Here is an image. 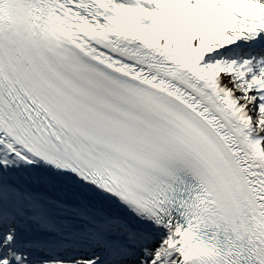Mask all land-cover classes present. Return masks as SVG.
Masks as SVG:
<instances>
[{
    "label": "snow or ice",
    "instance_id": "obj_1",
    "mask_svg": "<svg viewBox=\"0 0 264 264\" xmlns=\"http://www.w3.org/2000/svg\"><path fill=\"white\" fill-rule=\"evenodd\" d=\"M0 264H264V0H0Z\"/></svg>",
    "mask_w": 264,
    "mask_h": 264
}]
</instances>
